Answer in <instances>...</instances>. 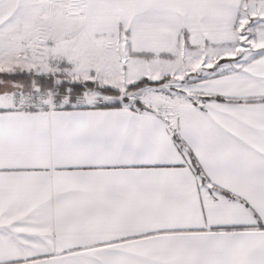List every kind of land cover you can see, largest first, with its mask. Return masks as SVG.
<instances>
[{"label":"snow or ice","instance_id":"obj_1","mask_svg":"<svg viewBox=\"0 0 264 264\" xmlns=\"http://www.w3.org/2000/svg\"><path fill=\"white\" fill-rule=\"evenodd\" d=\"M0 264H264V0H0Z\"/></svg>","mask_w":264,"mask_h":264}]
</instances>
